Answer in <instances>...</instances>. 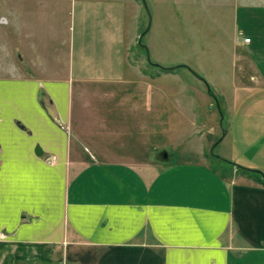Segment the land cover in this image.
<instances>
[{
	"label": "crops",
	"instance_id": "1",
	"mask_svg": "<svg viewBox=\"0 0 264 264\" xmlns=\"http://www.w3.org/2000/svg\"><path fill=\"white\" fill-rule=\"evenodd\" d=\"M139 1L0 0V264H264V183L238 170L264 173V0L183 8L218 33L202 53L218 56L235 95L223 172L205 161L86 159L72 147L75 84L131 81L126 26Z\"/></svg>",
	"mask_w": 264,
	"mask_h": 264
},
{
	"label": "rangeland",
	"instance_id": "2",
	"mask_svg": "<svg viewBox=\"0 0 264 264\" xmlns=\"http://www.w3.org/2000/svg\"><path fill=\"white\" fill-rule=\"evenodd\" d=\"M140 1L138 6L142 5ZM203 1L158 0L155 4L153 0H145L138 19L134 17L137 9L131 7L126 26V42H131L127 56L131 81H80L73 87L68 128L72 147L80 148L86 159L108 155L157 167L205 161L224 171L220 154L226 143L221 140L234 91H229V84L217 72L218 56L202 53L217 49L218 33H204L202 16L186 15L183 9L191 6L200 14ZM96 36L88 33L85 41L94 44L95 52L101 54L104 45L97 42ZM76 39L79 48L81 43ZM117 59L115 54L113 60ZM151 63L167 68L187 66L163 71ZM213 94L218 98L220 110ZM144 98L156 103L144 104ZM145 105L151 106V111L145 112ZM109 117H112L109 121L104 119ZM107 123L110 129H106ZM165 154L167 161L162 160Z\"/></svg>",
	"mask_w": 264,
	"mask_h": 264
},
{
	"label": "trees",
	"instance_id": "3",
	"mask_svg": "<svg viewBox=\"0 0 264 264\" xmlns=\"http://www.w3.org/2000/svg\"><path fill=\"white\" fill-rule=\"evenodd\" d=\"M151 64L156 66V67H158L159 69H161L163 71H172L171 69H169L167 67H164V66H162L160 64H157V63H151ZM211 92H212V90H211ZM162 160L163 161H167L168 160V156L163 155L162 156ZM221 160L228 161V160L223 159V158H221ZM233 164L234 163H232V165ZM238 170L246 172V173L257 174V175H259L260 180L264 183V173H262L261 171L254 170V169H251V168H248V167H244L242 165H238Z\"/></svg>",
	"mask_w": 264,
	"mask_h": 264
},
{
	"label": "water",
	"instance_id": "4",
	"mask_svg": "<svg viewBox=\"0 0 264 264\" xmlns=\"http://www.w3.org/2000/svg\"><path fill=\"white\" fill-rule=\"evenodd\" d=\"M144 1V4L146 5V2H145V0H143ZM145 32H147V29L141 34V36H140V38H139V41L141 40V37L145 34ZM149 59V58H148ZM181 65H186V64H179V65H176V66H170V67H168V68H170V69H175V68H177V67H180ZM187 66V65H186ZM195 75H198L197 73H195ZM200 79H202V80H204L205 81V79L203 78V77H199ZM207 88H208V91H210L211 89H210V86L209 85H207ZM213 97H214V99H215V101H216V103H217V106H218V109L220 110V106H219V102H218V98H217V96L215 95V94H213ZM216 145V143L214 144V146ZM254 170H256V169H254Z\"/></svg>",
	"mask_w": 264,
	"mask_h": 264
},
{
	"label": "built area",
	"instance_id": "5",
	"mask_svg": "<svg viewBox=\"0 0 264 264\" xmlns=\"http://www.w3.org/2000/svg\"><path fill=\"white\" fill-rule=\"evenodd\" d=\"M243 41L248 43L251 41V37L245 36V37H243Z\"/></svg>",
	"mask_w": 264,
	"mask_h": 264
}]
</instances>
